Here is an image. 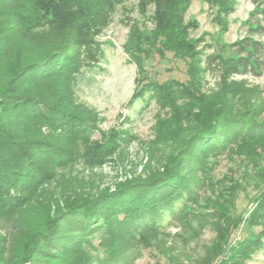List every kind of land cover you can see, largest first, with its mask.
I'll list each match as a JSON object with an SVG mask.
<instances>
[{
	"label": "trees",
	"instance_id": "16d2710c",
	"mask_svg": "<svg viewBox=\"0 0 264 264\" xmlns=\"http://www.w3.org/2000/svg\"><path fill=\"white\" fill-rule=\"evenodd\" d=\"M191 1L0 0V264H90L85 246L95 239L109 248L115 263L124 262L133 253L136 236L159 230L165 218L185 214L200 187L212 215L218 212L224 199L206 175L215 154L238 143L237 155L250 169L264 158V121L233 119L216 109L181 140L174 154L153 160L149 154L146 174L113 186L98 181L95 170L127 141L122 132L99 130L92 109L76 103L78 81L100 69L104 59L99 37L118 9L134 3L141 19L128 26L125 54L142 76L144 61L167 54L184 61L187 74L184 82H142L135 98L171 81L185 86L195 51L191 22L185 21ZM205 1L216 18L232 9L230 0ZM251 3L246 35L228 45L226 55L203 54L202 74L261 75L264 43L255 36L264 34V0ZM254 199L261 215L256 223H264V191ZM235 203L222 207L231 214L216 226L220 235L211 257L216 263L239 264L264 247V229L232 243L241 219Z\"/></svg>",
	"mask_w": 264,
	"mask_h": 264
},
{
	"label": "rangeland",
	"instance_id": "374dc122",
	"mask_svg": "<svg viewBox=\"0 0 264 264\" xmlns=\"http://www.w3.org/2000/svg\"><path fill=\"white\" fill-rule=\"evenodd\" d=\"M131 4L127 3L125 10L118 9L99 37L104 51L100 69L86 72L74 92L76 103L95 113L99 130H116L127 138L118 153L95 170L100 176L99 183L104 186L149 172V154L152 160L174 154L181 140L206 114L210 116L216 109L224 110L233 119L264 121V70L259 76L227 78L204 75L200 71L203 54L222 51L226 55L228 45L246 35L244 23L253 8L251 0H230V13L218 18L205 0H192L185 13V21L191 22L192 27L189 39L195 44L189 83L184 86L171 81L165 87L154 86L156 90L152 94L136 98L135 91L142 82L169 79L184 82L187 74L186 63L167 54L164 59L155 56L144 61L146 75L142 76V69L122 47L130 22L141 19L134 3ZM146 26H151L149 21ZM255 38L264 43V34ZM238 146L235 143L211 157V170L206 175L211 178L215 192L224 199L216 206L215 215L207 207L209 203L204 202L205 190L200 187L198 199L185 205V214L165 218L159 230L136 236L132 242L133 253L124 262L115 263L109 248L104 243L101 246L100 240L89 242L90 246L85 248L91 256L90 264H230L224 259L217 263L211 259L220 235L216 226L226 223L231 214L222 207L229 208L231 202H236L235 212L241 216L235 225L239 224L238 228L232 233L234 245L247 233L259 234L264 229V223H256L261 215L256 211L259 203L254 199L264 191L261 181L264 158L250 169L237 155ZM221 211L225 214L221 215ZM2 227L0 221V230ZM249 254L239 264H264V247Z\"/></svg>",
	"mask_w": 264,
	"mask_h": 264
}]
</instances>
